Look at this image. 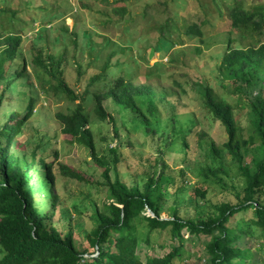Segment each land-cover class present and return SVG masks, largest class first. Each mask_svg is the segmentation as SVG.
I'll return each mask as SVG.
<instances>
[{
	"label": "trees",
	"instance_id": "16d2710c",
	"mask_svg": "<svg viewBox=\"0 0 264 264\" xmlns=\"http://www.w3.org/2000/svg\"><path fill=\"white\" fill-rule=\"evenodd\" d=\"M15 13L0 6L1 30L5 18L10 24L14 23ZM224 15L228 18V29L226 34H222L225 46L218 53L216 71L222 81H230L233 91L249 106L250 131L246 133L236 120L234 106L215 90L211 82L203 80L194 87H197L205 108L222 123L228 134V139L221 145L211 141L205 146L206 155L215 162L203 167L201 175L217 178L225 193L229 192L234 200L211 201L207 198V188L198 186H193L194 194L189 195L190 186L183 184L174 192L171 214L163 218L162 202L173 188L166 184L168 165L164 148L172 145L169 141H172L175 129L176 100L168 96L167 90L158 91L151 84H137L132 70L124 68L120 60L112 62L117 51L109 53L101 70L89 76L85 86L76 90L66 78L64 54L55 53V58L42 45L41 36L39 43L32 46L33 64L54 82L49 86L54 94L74 103L68 112L54 114L59 124L57 134L70 135L73 141L89 151L94 163L103 168L108 202L93 214L95 226L88 239L94 251L86 256L88 251L79 249L73 232L63 233L55 225L60 192L55 188L58 182L53 165L58 158V149L53 148L46 155L52 147L50 141L36 145L30 154L18 156L11 152L14 138L35 113L38 98L31 97L21 110H14L3 119L0 117V264H171L181 254L185 231L210 237L206 244L210 264H264V256L259 254L264 251V42L246 47L241 42L249 34L262 33L264 21H257L258 13L246 9L240 0L228 5ZM188 33L203 34L195 24L189 26ZM73 41L78 45L77 39ZM159 42L162 46L167 42L164 54L173 45V41L166 37L160 38ZM21 44L20 35L11 31L0 33V107L4 91L20 82L25 74L28 76ZM19 55H22L21 66L14 69L13 63ZM132 60L138 64L135 57ZM154 73L161 77L163 72L149 71L145 76L149 78ZM83 76L84 72L77 69L78 81ZM174 82L181 85L179 80ZM107 100L121 110L140 113L151 138L150 145L157 149L154 170L142 187L137 183L129 186L121 180L118 171L122 163L120 144L110 148L113 163L97 151L91 126L93 120L107 122L115 138L120 137L115 116L105 108ZM156 105H162L170 115L165 118L157 115ZM143 106H147L150 114L143 112ZM154 122L156 126H153ZM161 125L164 130L159 133ZM167 128L172 132L164 146L159 147L155 135L165 136ZM192 129L183 131L184 140ZM184 145H188L186 141ZM198 145L203 147L200 138ZM227 154L239 177L232 176L233 169L222 161ZM113 168L114 179L111 177ZM60 171L80 180L86 179L64 165H60ZM225 176L230 177V183L225 181ZM189 207H192V214ZM149 209L154 215L146 213ZM182 210L186 214L182 215ZM142 221L146 222V232L140 235L138 222ZM256 230L261 232L262 237L259 238L263 239L259 247L246 242ZM156 231L167 232L174 241L171 250L163 256L147 254L143 259L138 246L146 241L148 247L153 248L151 235Z\"/></svg>",
	"mask_w": 264,
	"mask_h": 264
},
{
	"label": "rangeland",
	"instance_id": "374dc122",
	"mask_svg": "<svg viewBox=\"0 0 264 264\" xmlns=\"http://www.w3.org/2000/svg\"><path fill=\"white\" fill-rule=\"evenodd\" d=\"M234 1L0 0L2 8L10 10V13L16 12L13 24H10L7 18L3 20V31L0 28V33L11 31L21 36V52L25 56L28 69V76L25 74L20 82L4 91L0 117L3 119L10 112L21 110L31 97L38 98L35 113L25 123L22 132L14 138L11 152L18 156L30 154L36 145L50 141L52 147L45 154L48 155L53 148L58 149V158L53 165L58 182L55 188L60 192L54 215L55 225L63 233L72 231L79 249L88 251L86 256L94 251L88 239V234L95 226L93 214L96 209H103L104 204L108 202L103 168L97 166L89 151L73 141L70 135L57 134L59 124L54 119V114L58 111L68 112L74 103L57 96L49 89L54 82L33 64V44H38L39 38L43 36L42 45L55 58V53L64 54L67 63L66 78L76 90L83 88L88 82V77L101 70L109 53L117 51L111 59L112 62L120 60L124 68L132 70V73L136 74L137 84H151L158 91L167 90L168 96L176 100L175 129L173 139L169 141L172 145L164 148V158L168 165L166 184L173 186L166 200L162 202L161 215L166 218L171 214L170 206L173 204L174 192L183 184L190 186L187 191L189 195L194 194L192 187L198 186L207 188V198L211 201L217 202L227 198L234 200L229 192L225 193L217 178L201 175L203 167L215 162L206 155L205 146L211 141L221 145L228 139V134L222 123L205 108L197 87H194L203 80L211 82L215 90L234 106L236 120L246 133L250 131L249 106L233 91L230 81H222L216 71L217 56L224 50L223 35L228 29V18L224 14L227 6ZM240 2L246 9L258 13L257 21H264V0ZM193 24L202 29V35L188 33L189 26ZM162 37L173 41L166 54L163 52L167 51V42L163 43L164 46L159 42ZM74 38L77 39L78 45L73 41ZM241 42L244 47L264 42V28L262 33L249 34ZM133 44L136 45L133 47ZM133 57L138 64L133 63ZM21 59L22 55L15 59L14 69L21 66ZM79 68L84 72V76L78 81ZM156 70L163 72L161 77H158L157 73L149 78L145 76L146 72ZM174 80H179L181 85L175 84ZM104 104L106 110L116 118L120 137L115 138L111 125L107 122L93 120L91 126L97 151L113 163L110 148L120 144L119 155L122 163L118 166V171L121 180L129 186L137 183L142 187L148 175L153 172V165L158 157L157 149L150 145L151 138L143 124L142 116L138 112L121 110L110 100ZM156 106V114L160 117L170 115L162 105ZM143 112L150 114L147 106H143ZM156 125L154 122L153 126ZM189 128L193 129L184 140L183 131ZM163 130L164 126L161 125L159 133ZM171 132L172 130L167 128L165 136L155 135L156 144L163 147ZM199 138L203 147L198 145ZM247 158L249 159V156ZM222 161L233 169L232 176L238 175L236 167L231 165L230 155L227 154ZM60 165L79 172L86 179L64 175L60 171ZM39 173L41 175V172ZM111 177L115 178L114 168ZM224 179L230 183V177L225 176ZM189 212L193 213L192 207H189ZM146 213H149V210ZM181 214L186 212L182 210ZM145 226V221L138 222L140 235L146 232ZM184 234L181 254L177 255L171 264H210V255L206 248L210 237L186 231ZM159 235L161 237L158 239ZM151 236L153 248H149L146 241L140 242L138 246V252L143 259L147 254L163 256L171 250L174 241L168 237L167 232L156 231L152 232ZM259 237H262L261 232L256 230L255 235L248 237L246 242L259 247L263 242ZM259 254L263 257L264 251ZM1 256L0 251V258Z\"/></svg>",
	"mask_w": 264,
	"mask_h": 264
},
{
	"label": "water",
	"instance_id": "95a60500",
	"mask_svg": "<svg viewBox=\"0 0 264 264\" xmlns=\"http://www.w3.org/2000/svg\"><path fill=\"white\" fill-rule=\"evenodd\" d=\"M149 215H154V213L149 209Z\"/></svg>",
	"mask_w": 264,
	"mask_h": 264
}]
</instances>
